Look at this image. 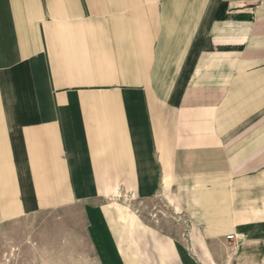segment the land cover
<instances>
[{
  "label": "crops",
  "instance_id": "crops-1",
  "mask_svg": "<svg viewBox=\"0 0 264 264\" xmlns=\"http://www.w3.org/2000/svg\"><path fill=\"white\" fill-rule=\"evenodd\" d=\"M69 209L100 264H264V0H0V226Z\"/></svg>",
  "mask_w": 264,
  "mask_h": 264
},
{
  "label": "rangeland",
  "instance_id": "rangeland-1",
  "mask_svg": "<svg viewBox=\"0 0 264 264\" xmlns=\"http://www.w3.org/2000/svg\"><path fill=\"white\" fill-rule=\"evenodd\" d=\"M136 201L121 206L133 210ZM144 215L174 236L186 233L161 199L141 205ZM77 209L43 213L0 226V264H100L88 226Z\"/></svg>",
  "mask_w": 264,
  "mask_h": 264
},
{
  "label": "built area",
  "instance_id": "built-area-1",
  "mask_svg": "<svg viewBox=\"0 0 264 264\" xmlns=\"http://www.w3.org/2000/svg\"><path fill=\"white\" fill-rule=\"evenodd\" d=\"M127 201L135 202L136 199L133 194L126 193L123 190H118L115 193H113L110 198L108 199V202L115 205L120 206L121 204L126 203ZM235 236L228 237V240H234Z\"/></svg>",
  "mask_w": 264,
  "mask_h": 264
}]
</instances>
